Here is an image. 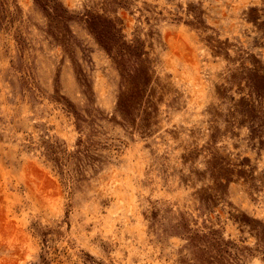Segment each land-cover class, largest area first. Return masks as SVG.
<instances>
[{
    "label": "rangeland",
    "instance_id": "1",
    "mask_svg": "<svg viewBox=\"0 0 264 264\" xmlns=\"http://www.w3.org/2000/svg\"><path fill=\"white\" fill-rule=\"evenodd\" d=\"M263 75L264 0H0V264H264Z\"/></svg>",
    "mask_w": 264,
    "mask_h": 264
},
{
    "label": "trees",
    "instance_id": "2",
    "mask_svg": "<svg viewBox=\"0 0 264 264\" xmlns=\"http://www.w3.org/2000/svg\"><path fill=\"white\" fill-rule=\"evenodd\" d=\"M36 2H43V0H35ZM53 3V5H52ZM51 9L52 10H55V2L54 1H51ZM115 45H111V46H108V45H104V49L109 53V55L111 56V58L116 61V58H119V60L121 61L123 59L124 56H126V54H129L134 52L130 47H126L124 46H120V45H117V43H114ZM121 52H125L126 54L123 55ZM261 81L259 83V87L258 88V91L257 93H255V97L256 98H261V96H259L260 94H263L264 93V75L260 77ZM122 105V104H121ZM251 128V132H252V127ZM218 171H223V172H230L228 169H223L221 167H219ZM238 174H242L241 172H238Z\"/></svg>",
    "mask_w": 264,
    "mask_h": 264
}]
</instances>
